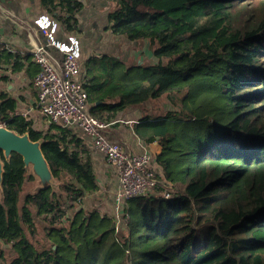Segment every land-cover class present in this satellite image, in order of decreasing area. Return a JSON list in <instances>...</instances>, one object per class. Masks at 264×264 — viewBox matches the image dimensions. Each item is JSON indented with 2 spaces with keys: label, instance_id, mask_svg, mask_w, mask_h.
Masks as SVG:
<instances>
[{
  "label": "trees",
  "instance_id": "trees-1",
  "mask_svg": "<svg viewBox=\"0 0 264 264\" xmlns=\"http://www.w3.org/2000/svg\"><path fill=\"white\" fill-rule=\"evenodd\" d=\"M39 1L75 31L82 4ZM106 1L115 6L108 29L147 41L156 63L86 60L88 113L110 123L166 95L171 109L143 120L136 133L161 146L156 162L175 195L127 201L120 226L99 210L86 211L82 199L99 187L83 141L57 124L35 129L18 99L0 89V125L44 139L43 153L65 182L61 194L26 196L24 162L13 153L3 176L0 242L15 257L8 261L0 249V264H264V0ZM50 50L62 61L58 49ZM40 71L33 55L0 46V84L24 73L34 86ZM37 220L46 225L44 241Z\"/></svg>",
  "mask_w": 264,
  "mask_h": 264
},
{
  "label": "crops",
  "instance_id": "crops-1",
  "mask_svg": "<svg viewBox=\"0 0 264 264\" xmlns=\"http://www.w3.org/2000/svg\"><path fill=\"white\" fill-rule=\"evenodd\" d=\"M77 1L82 4V9L80 8L75 14V31L68 33L64 25L56 19L60 25L56 39L66 42L69 35L78 37L82 55L80 66L92 57L103 55L117 57L129 66L156 63L153 51L147 41L131 42L128 40V44L124 48L125 52L122 55L119 53L118 39H120V36L113 34L108 29L110 24L109 14L115 10L114 4L106 0ZM43 15H49L53 18L39 0H0V46H4L20 56L32 55L35 41H47V37L35 24V20ZM56 52L60 54L58 51ZM5 73L6 71H1V74ZM7 73L12 75L10 71H7ZM83 75V72L80 73V80H84ZM20 78H23L28 87L24 89L25 93H20L18 96L14 94L13 97L18 99L20 113L29 118L28 115L33 114L35 116L36 113L39 114L37 104L39 90L35 84L34 86L29 85L24 73H21L12 77V81L6 84L7 89L2 84H0V89L11 94L12 88L16 85V80ZM155 101L157 100H150L118 113L117 118L111 121L112 125L108 130L107 137L110 141L121 144L128 152L135 155L149 153L153 158L152 167L161 173L156 162V157L161 152V146L157 142L145 143L136 133V126L141 124L143 120L164 116L171 109L170 106L166 105L160 109ZM20 103H22V106H26L25 112H21ZM30 119L34 120L31 117ZM68 129L83 141L88 150L99 187L95 192L87 193L80 206L86 211L99 210L116 223L120 222L124 208L117 199L119 191L117 170L108 163L103 154L94 151L92 139L81 129L77 127H69ZM65 179H67L66 174ZM79 208L72 211L75 212ZM119 215L121 216L119 217Z\"/></svg>",
  "mask_w": 264,
  "mask_h": 264
},
{
  "label": "built area",
  "instance_id": "built-area-1",
  "mask_svg": "<svg viewBox=\"0 0 264 264\" xmlns=\"http://www.w3.org/2000/svg\"><path fill=\"white\" fill-rule=\"evenodd\" d=\"M35 24L47 37L46 43L35 41L32 49L34 61L41 68L34 80L39 90L37 104L40 113L49 123L64 128L77 127L92 139L94 151L103 154L118 172L117 199L123 208L127 201L150 194L173 198L175 188L165 182L162 172L152 167V156L149 153L135 155L121 144L110 141L107 133L112 123L88 113V94L83 80H80L82 55L78 37L69 35L66 42L57 40L60 25L49 15L41 16L35 20ZM50 47L58 49L63 56L62 61ZM161 181L166 183L162 186V192L158 189Z\"/></svg>",
  "mask_w": 264,
  "mask_h": 264
},
{
  "label": "water",
  "instance_id": "water-1",
  "mask_svg": "<svg viewBox=\"0 0 264 264\" xmlns=\"http://www.w3.org/2000/svg\"><path fill=\"white\" fill-rule=\"evenodd\" d=\"M44 139L32 140L29 133L21 134L0 125V203L5 204L3 176L6 162H10L13 153L23 159L26 176L25 183L32 179L31 188L25 193L37 195L41 191L51 189L55 194H61L64 181L56 177L51 165L43 153Z\"/></svg>",
  "mask_w": 264,
  "mask_h": 264
},
{
  "label": "rangeland",
  "instance_id": "rangeland-1",
  "mask_svg": "<svg viewBox=\"0 0 264 264\" xmlns=\"http://www.w3.org/2000/svg\"><path fill=\"white\" fill-rule=\"evenodd\" d=\"M120 39H118V43L120 45V50H119V53H121V55L125 52L124 51V48L125 46H127L128 44V39L124 36H120L119 37ZM121 40V41H120ZM44 43H46V41H44ZM126 44V45H125ZM153 51V49H152ZM15 86L12 88L11 90V94L12 96L15 94L16 96H18V94L20 93H25L24 89H26L28 86L25 84L23 78H20L18 80H16L15 82ZM5 89H7L6 85L4 86ZM29 92L27 91V94ZM24 98V96H23ZM157 101H155V103H157V106L161 109L162 106H170L171 107V104L168 102L167 100V97L166 95L159 98V99H156ZM152 102V101H151ZM20 108H21V112H25L26 111V106H22V103H20ZM39 114L36 113V115L33 116L32 115H28V117L30 118H34V122H35V129H48L50 127V124L49 121L47 120V118H45L41 113L40 111L38 112ZM32 182V180H31ZM31 182L30 180L28 182L25 183V190L26 192L31 188ZM121 215H119L120 217ZM121 221V220H120ZM37 223V237L39 238V240L41 241H44L47 239L46 237V231H45V224L44 223H41L39 220L36 221ZM117 225H122L121 222L120 223H117ZM31 241L32 238L29 237ZM200 240H201V243L202 244H206V241H207V236H206V231L205 230H202L201 231V234H200ZM202 246H199V249H201ZM1 250H4L6 252V256H7V260L9 261L11 258L15 257V254L10 250V247L9 246H5L2 244V246L0 247Z\"/></svg>",
  "mask_w": 264,
  "mask_h": 264
}]
</instances>
